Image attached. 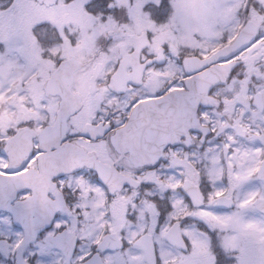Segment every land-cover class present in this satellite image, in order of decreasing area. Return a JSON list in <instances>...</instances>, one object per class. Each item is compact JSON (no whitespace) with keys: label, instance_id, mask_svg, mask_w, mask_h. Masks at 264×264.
<instances>
[{"label":"snow or ice","instance_id":"obj_1","mask_svg":"<svg viewBox=\"0 0 264 264\" xmlns=\"http://www.w3.org/2000/svg\"><path fill=\"white\" fill-rule=\"evenodd\" d=\"M0 264H264V0H0Z\"/></svg>","mask_w":264,"mask_h":264}]
</instances>
